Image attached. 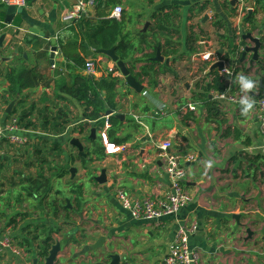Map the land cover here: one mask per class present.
<instances>
[{"label":"crops","instance_id":"crops-1","mask_svg":"<svg viewBox=\"0 0 264 264\" xmlns=\"http://www.w3.org/2000/svg\"><path fill=\"white\" fill-rule=\"evenodd\" d=\"M77 1L27 0L26 6L18 8L21 12L7 24L1 9L8 5L0 0V37L3 36L0 38V125L13 119L34 123L30 128L18 123L28 137L25 145L14 146L6 140L0 145V188L4 189V192L0 189V200L4 193L12 196L18 189L15 186V177H18L20 201L35 203H30L34 205L31 213L15 208L8 198L6 209L0 211V223L4 222L0 233L12 236L23 250L21 257L24 258L21 261L6 253L0 256V264L33 263L38 258V250L46 246L47 237L52 239L48 247L57 241L61 244L56 264H96L97 255L88 247L101 235L107 236L102 250L118 253L120 262L128 259L132 264H160L183 221L196 223L197 229L190 235L189 244L199 251L202 264H264V234L261 233L264 229V141L255 113L252 109L241 114L239 102L213 99L211 92L215 90L209 92V99L216 102L217 112L208 113L194 96L200 91V83L209 82L210 75H206L209 66L220 59L213 52L217 51L212 48L213 42H217L218 49L227 40V31L239 30L241 22L244 31L249 30L247 25L253 24V35L258 36L261 30L258 37L264 43V19H261L264 0L248 1L253 6L250 19H247L249 12L231 5L229 0H110L104 7L89 9L81 17L98 20L111 19L114 5L123 7L118 21L132 46V54L124 62L143 85L141 92L127 85L109 57L86 55L85 44L89 49L94 48L86 40L83 42L73 29L80 18L64 20ZM205 26L217 32L216 36L211 38ZM31 27L44 37L29 32ZM51 37L56 38L57 46L53 65L49 63ZM158 45L168 63L149 60L155 56ZM205 55H209L207 60ZM79 58L85 63L94 61L92 74L84 70L85 63L76 62ZM198 62L206 67L201 80L194 83L195 78H190L189 82L180 84L182 76L188 78L191 74L186 73V68L177 69L199 67ZM16 67L32 69L38 82L14 96L9 91L6 74ZM143 67H155V70L169 67L173 73V69L177 70V74L152 73L157 83L150 85L148 77L141 74ZM260 67L264 69V58L261 64L250 65L248 58L229 67L232 71L229 77L240 69L232 81H227L235 85L237 90L233 92L252 100L264 94V72ZM255 71L259 76L251 79L249 76ZM240 75L255 82L254 90L241 91L236 83ZM107 76L115 80L114 84L101 83ZM93 93L100 97L102 110L98 120L90 121L88 115L93 107L87 102ZM188 106H194V110ZM107 111L110 113L106 114ZM44 117L51 121L60 118L68 123L62 132H54L51 124L43 125ZM92 128L95 139L90 138ZM100 131H105L109 141L121 147L120 152H105ZM73 137L83 145L85 156L79 155L77 147L70 143ZM165 139L171 141L170 152L181 157L187 170L185 185L191 201L175 215L160 221L135 220L121 207L116 192L123 190L140 199L169 190L164 164L157 157V144ZM93 145L100 147L102 159L96 154L87 155L94 149ZM188 155H192L191 160H187ZM42 157L45 161L40 160ZM90 164H93L92 174L81 177L79 174L90 171H87ZM46 165L49 167L43 170ZM71 168L75 169L74 175ZM102 169L107 180L100 184L95 177ZM29 179L43 183L32 196L28 193ZM61 180L67 186L64 191L68 195L61 198L60 189H56V198L54 186H60ZM4 181H8L5 187ZM232 214L240 215V225ZM219 247L224 248V253L219 252ZM250 247L259 251L246 253ZM39 255L38 264H43V257Z\"/></svg>","mask_w":264,"mask_h":264},{"label":"built area","instance_id":"built-area-1","mask_svg":"<svg viewBox=\"0 0 264 264\" xmlns=\"http://www.w3.org/2000/svg\"><path fill=\"white\" fill-rule=\"evenodd\" d=\"M110 0H78L73 4L64 17L65 21L76 20L85 15L89 9L104 7ZM231 1V0H229ZM249 0H237L236 5L244 8L245 12L253 10L252 5H248ZM6 5L22 8L26 6L27 0H2ZM242 9H240V12ZM123 12L121 5H114L110 11V17L120 20ZM244 12V13H245ZM209 55H205L207 59ZM95 63L89 60L85 63L84 70L90 74L94 72ZM225 74L230 75L232 71L225 66ZM211 96L216 100H224L231 103L240 102L243 96L240 93L226 91H212ZM253 111L258 122L259 131L264 141V96H258L254 100ZM189 110H194V106H188ZM25 130L19 127L16 119L5 125H0V145L3 140L14 146H23L28 142V137L23 134ZM100 141L107 154L120 152V146H116L108 139L105 131L99 132ZM157 157L164 164V171L169 179V190L161 194H150L143 198L136 199L127 192L118 190L116 199L121 207L126 210L131 218L142 221H160L163 218L175 215L181 208L191 201V196L186 188L185 180L187 170L181 162V157L170 152L172 143L165 139L157 144ZM187 160L192 159L188 155ZM184 161V160H183ZM197 229L196 223L183 221L179 224L174 239L170 242L167 252L160 264H202L201 256L196 248L189 244V237ZM9 253L15 257H21L23 250L13 241L9 233H0V256ZM120 264H132L128 259H123Z\"/></svg>","mask_w":264,"mask_h":264},{"label":"trees","instance_id":"trees-1","mask_svg":"<svg viewBox=\"0 0 264 264\" xmlns=\"http://www.w3.org/2000/svg\"><path fill=\"white\" fill-rule=\"evenodd\" d=\"M252 18V17H251ZM73 29L77 32L78 35H81V38L84 42L86 40L94 49H110L112 46L117 45V54L120 59L124 60L127 59L131 54L132 46L129 43V40L126 36L123 35V29H122V23L119 22L116 19H98V20H92V18H85L81 17L79 21H77L75 27ZM252 29H255L254 26H252ZM224 59L229 58L228 55H225L223 57ZM78 64L85 63L83 58H79L76 60ZM155 67H143V70L141 72L142 75L148 77V83L150 85H156L157 81L152 75L154 73L155 75L161 72L162 74L166 71L171 73L172 75L176 76L175 73L169 68V67H159V70H155ZM240 70V69H237ZM236 70V71H237ZM264 72V69H261L260 71ZM236 71L234 73L233 77H229L228 75L221 74L217 69H212L207 71L206 75H210L209 82L203 81L200 86V91L196 94H194L195 97L198 98L200 103L205 106L206 112L215 114L217 112L216 108V102L212 101V99H209V92L211 90L215 91H230L233 92L237 89L235 88V85L229 84L227 81L233 80L236 76ZM131 72V70H130ZM6 78L10 82L9 91L15 96L16 94L20 93L24 88L32 87L36 85L38 82L35 75L33 74V70L29 69L27 67H16L11 68L9 72L6 74ZM231 78V79H230ZM108 81H110L108 83ZM115 80H112L110 76H107V78H104L101 80V83L104 85L107 84H114ZM234 86V87H233ZM113 87V85L111 86ZM86 95V91H83V96ZM260 96H264V94H260ZM88 105H91L93 107V110L88 115V119L90 121L98 120L100 118V111L102 110V101L98 95L93 93V97L88 100ZM23 115V114H22ZM25 115V114H24ZM18 123L23 128H30V126H34L33 122L25 123L23 122V119H18ZM68 121H63L60 118H57L55 121L48 120L47 117L43 118V125L46 126L48 124H51V129L54 132H62L64 127ZM87 140H90L91 143L94 144V141L90 139L88 136L84 137ZM113 143V141H112ZM115 144V143H113ZM94 149L92 152H88L87 155L91 156V154H96L98 159H102L103 154L99 146L93 145ZM83 161L86 160L83 156H78ZM41 161H45L44 157L40 159ZM39 177H42L39 175ZM31 184L28 188V193L32 196L39 192L40 188L43 187V183L29 179L28 180ZM52 241L51 237H47L46 246L42 248L41 255L42 257L47 256L49 249L52 245L49 247L47 246L48 242Z\"/></svg>","mask_w":264,"mask_h":264},{"label":"water","instance_id":"water-1","mask_svg":"<svg viewBox=\"0 0 264 264\" xmlns=\"http://www.w3.org/2000/svg\"><path fill=\"white\" fill-rule=\"evenodd\" d=\"M237 0H231L230 4L234 5L236 4ZM4 13H5V23L7 24H11V21L13 19V17L15 16V14L18 12V8L15 6H11L8 5L7 7H3L1 9ZM21 12V11H20ZM18 12V13H20ZM251 10L249 11V16H247V19H250V15H251ZM205 20L208 18V16L206 15ZM241 26L239 27V36H240V41L236 42L229 51H225L223 46L220 45L219 49L214 52L216 55L220 56V59L218 61H216L211 67H209V70L212 69H217L219 72H222L226 66L225 64V60L222 59L221 57H225L226 53L232 52L230 54V58H232L233 60V64H237V63H242L245 62L246 60H248L249 58V64L253 65L254 63L257 64H261L262 62V58H264V43L262 42V40L260 39V37H258L259 35H261V30L258 32V36H254L253 35V31L254 29H252L253 24H249L247 25V27L249 28V30L244 31L243 28V22L240 23ZM37 30L34 28H30L29 32L32 33H37L40 36L44 37L43 33L41 32H36ZM0 38H3V36H1ZM50 44H51V49H50V53H49V63L51 65L54 64V57H55V53L57 51V46H56V38L55 37H51L50 39ZM85 49H86V55L87 56H92L93 54H104L107 57H109L116 65V67L118 68V70L120 71V73L122 74V76L125 77L126 83L129 87H131L133 90H135L136 92H141L143 90V85L136 79V77L130 72V70L128 69L126 63L124 62V60L120 59L119 56L116 54L115 49L116 46H112L110 49H103V48H99V49H89L88 45L85 44ZM156 49V53L155 56L150 57L149 60L153 61V62H163L165 61V63H168V59H165L163 55H161V51H160V47L159 45L155 47ZM250 55V57H249ZM228 65V64H227ZM260 85L262 86V82L260 81ZM13 103H11L9 105V108L7 109V111H10V108L12 107ZM110 111H107L106 114H109ZM90 138L95 139L96 138V133H95V129L92 128L90 130ZM70 143L74 146L77 147L78 149V153L79 155H83L85 156V154L83 153V145L81 144V142L79 141L78 138H71L70 139ZM70 172L72 175L75 174V169L71 168ZM95 180L100 183L103 184L106 182V172L104 169L101 170L100 175L95 177ZM68 204V203H67ZM232 218L236 219V222L238 225H240L239 222V218L240 215H236V214H232L231 216ZM246 232L248 233V236H251L252 233L250 232L249 229L246 230ZM261 233L264 234V229L261 230ZM106 235H101L97 238V240L92 244L89 245L88 249L90 251H93L96 253L97 255V263L96 264H119L120 260H121V256L118 253H107L104 250H102L104 243L106 242ZM112 244H110L111 246ZM35 249H32L31 251H34ZM62 247L59 241L55 242L51 248L48 251L47 256L43 257V264H56L57 260H58V255L61 252ZM217 250V249H216ZM219 252L224 253V248L223 247H219L218 248ZM30 251V252H31ZM36 252V251H35ZM228 251H226L227 253ZM103 258H107V260L104 262L102 261ZM23 259V258H20ZM37 257L35 259H33V262L35 263L37 261Z\"/></svg>","mask_w":264,"mask_h":264},{"label":"rangeland","instance_id":"rangeland-1","mask_svg":"<svg viewBox=\"0 0 264 264\" xmlns=\"http://www.w3.org/2000/svg\"><path fill=\"white\" fill-rule=\"evenodd\" d=\"M20 10H21V8H19ZM261 19H264V13H263V15H262V17H261ZM259 21V20H258ZM259 24L261 25V21L259 22ZM262 25H264V22L262 23ZM204 29H206L208 32H209V36L211 37V38H213L214 36H216V33L217 32H213V30L211 29V27H207V26H205V28ZM227 35H229V36H227V40H225V42H221L223 45V48H224V50H227V51H229L230 50V48L236 43V42H239L240 41V36H239V30L238 29H235V32L233 31V33L231 32V33H228V31H227ZM254 36H257L255 33H254ZM213 47L212 48H214V49H216V50H218L217 49V42H213ZM207 60V59H206ZM209 61V60H208ZM208 61H206L207 63H208ZM205 62V63H206ZM191 63H192V61H191ZM199 63V67H179V69H177V70H179V71H182L183 70V68H186V73H189L190 72V76H188V78H185L184 76H182L183 77V79L181 80V82H180V84L181 83H186V82H189V80L188 79H190V78H195L193 81H194V83L195 82H197V81H200L201 80V78H202V73H203V71H205V69H206V67L204 66V65H201L200 64V62H198ZM171 68H174V67H171ZM174 71H175V73H176V71L177 70H175V69H173ZM223 72V74H225V72L224 71H222ZM181 73V72H180ZM177 74V73H176ZM259 75L256 73V71L254 72V74H252V75H250L249 77L251 78V79H253V78H257ZM197 78V79H196ZM191 80V79H190ZM253 90H254V88H253ZM256 91V90H255ZM242 95H244V94H242ZM86 161H87V159H86ZM90 166V168L88 169L87 168V171L88 170H90V171H88L87 173H81V174H79V175H81V177L83 176V177H87L88 178V176H90L91 174H92V171H91V167H93V164H90L89 165ZM46 167V168H45ZM49 167V165H46V166H44V169L43 170H47V168ZM15 176H17V175H15ZM66 180L67 179H69V175L68 176H66V178H65ZM18 177H15V183H17V184H15V186L18 188V189H15L14 191H13V195L11 196L10 194H9V192L8 193H4L3 194V196H2V199L0 200V211L1 210H5L6 208H4V205H5V203L7 204V202H8V200H9V203L10 204H12L13 206H15V208H17V209H27V210H30V212L32 213L33 212V210H34V205H31L30 203H34V201L33 200H30V201H20V199H19V195L17 196V191L18 190H20L21 188L20 187H18V186H20V185H18ZM81 180V179H80ZM8 181H4V182H2V184L4 185V187L6 186L5 184H8L7 183ZM67 185V184H66ZM65 187H67V186H65L63 183H62V180L60 181V186H54V190H53V192L55 193V197L57 198L58 197V195L56 194V189H60V191H61V193H60V196H61V198L62 197H64V196H66L67 197V193L64 191V189H65ZM1 189V188H0ZM2 190V192H4V189H1ZM16 195V196H15ZM9 198V199H8ZM8 199V200H7ZM35 204V203H34ZM21 207V208H20ZM16 227V226H15ZM15 227H14V229H15ZM0 228H4V222L3 223H0ZM252 247H250V248H247L246 249V253H252L254 250H256L257 252L259 251V249L258 248H256L255 247V249H251ZM75 249H73V251H74ZM24 260V258L23 259H21V261H23ZM20 261H16V263L15 264H22L21 262L19 263Z\"/></svg>","mask_w":264,"mask_h":264},{"label":"clouds","instance_id":"clouds-1","mask_svg":"<svg viewBox=\"0 0 264 264\" xmlns=\"http://www.w3.org/2000/svg\"><path fill=\"white\" fill-rule=\"evenodd\" d=\"M236 83L239 84L241 91L247 93L251 91L254 87H256V84L253 80L247 78L244 75H240L236 81ZM241 104V114H247L250 110L253 109L254 103L251 98L248 96H245L242 98L239 102Z\"/></svg>","mask_w":264,"mask_h":264},{"label":"flooded vegetation","instance_id":"flooded-vegetation-1","mask_svg":"<svg viewBox=\"0 0 264 264\" xmlns=\"http://www.w3.org/2000/svg\"><path fill=\"white\" fill-rule=\"evenodd\" d=\"M226 51V50H225ZM213 52H215V50L213 51ZM232 52H229V53H226V55H228L229 56V58H227V59H224L225 60V62H228V65H226V66H228V67H234V65L235 64H233V63H230L231 61H230V54H231ZM216 62V61H215ZM215 62H213L209 67H211ZM41 252H42V248L41 249H39L38 250V259H37V261L34 263H30V264H38V261L40 260V255L39 254H41ZM40 256V257H39Z\"/></svg>","mask_w":264,"mask_h":264}]
</instances>
